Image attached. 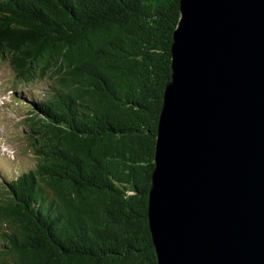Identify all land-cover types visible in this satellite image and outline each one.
<instances>
[{
	"label": "trees",
	"instance_id": "trees-1",
	"mask_svg": "<svg viewBox=\"0 0 264 264\" xmlns=\"http://www.w3.org/2000/svg\"><path fill=\"white\" fill-rule=\"evenodd\" d=\"M178 18L179 0H0L11 91L42 95L21 102L35 164L0 185V264H156L147 193Z\"/></svg>",
	"mask_w": 264,
	"mask_h": 264
},
{
	"label": "water",
	"instance_id": "water-1",
	"mask_svg": "<svg viewBox=\"0 0 264 264\" xmlns=\"http://www.w3.org/2000/svg\"><path fill=\"white\" fill-rule=\"evenodd\" d=\"M147 226L156 264H264V0H179Z\"/></svg>",
	"mask_w": 264,
	"mask_h": 264
},
{
	"label": "rangeland",
	"instance_id": "rangeland-1",
	"mask_svg": "<svg viewBox=\"0 0 264 264\" xmlns=\"http://www.w3.org/2000/svg\"><path fill=\"white\" fill-rule=\"evenodd\" d=\"M13 81L10 67L0 62V185L35 164L27 139L22 134L21 121L28 108L21 102L26 99V105L42 95L39 90L25 86H17L12 92Z\"/></svg>",
	"mask_w": 264,
	"mask_h": 264
}]
</instances>
